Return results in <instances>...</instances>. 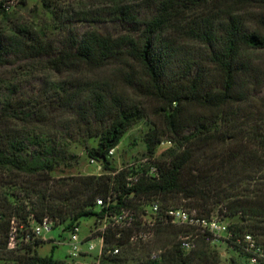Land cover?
Segmentation results:
<instances>
[{"label": "trees", "instance_id": "trees-1", "mask_svg": "<svg viewBox=\"0 0 264 264\" xmlns=\"http://www.w3.org/2000/svg\"><path fill=\"white\" fill-rule=\"evenodd\" d=\"M63 3L42 0L43 25L0 27V69L34 62L50 71L33 94L0 78V264H68L39 254L37 224L48 218L71 232L95 218L98 229L123 212L136 222L121 237L108 229L86 238H104L100 264H223L222 247L229 264H249L236 240L264 238V0ZM10 12L0 10L3 22ZM105 15L118 34L75 27ZM142 121L144 159L118 168L110 152ZM78 137L95 143L86 152L103 173L56 178L77 159ZM157 203L161 213L217 216L235 237L212 244L199 234L187 251L179 237L194 230L166 225L144 241ZM158 249L162 259L151 261Z\"/></svg>", "mask_w": 264, "mask_h": 264}, {"label": "rangeland", "instance_id": "rangeland-1", "mask_svg": "<svg viewBox=\"0 0 264 264\" xmlns=\"http://www.w3.org/2000/svg\"><path fill=\"white\" fill-rule=\"evenodd\" d=\"M24 1V4H20ZM65 4L76 5L78 0H62ZM80 1V0H79ZM83 1V0H82ZM12 5V10L9 14V19L3 22L0 17V27L7 28L15 24L25 23L40 26L49 18V13L43 7L42 0H8ZM62 4V5H63ZM108 11L107 9L105 10ZM253 12L258 14L260 10L253 9ZM79 33L85 32L92 27L101 30L104 33L118 34L120 27L112 21L108 15L102 18H96L94 22H79L75 25ZM50 71L46 70L44 63L36 64L34 62L18 63L7 68L0 69V78L6 81H14L20 85L24 93L33 94L38 91L42 85V79ZM1 86V85H0ZM0 93H3L0 91ZM149 129L145 121L140 122L134 126L129 133L122 139L118 149L113 156L114 164L118 168H122L127 164H131L136 160H143L147 151L144 143V136ZM79 142L72 146L71 152L77 156L72 167H63L54 173L56 178L71 177L77 175H98L101 173L99 166L91 164L86 146H93L95 143H85L83 138L78 137ZM166 146H163L158 151V155L162 154ZM95 218H83L80 222V238L85 240L91 236V231L95 229ZM46 243L39 248V254L43 257L53 256L54 259L60 261H67L70 253V232H63L62 228L53 229L51 232L45 234ZM50 241L60 242L59 245H54ZM93 243L97 249L92 253L90 260H95L100 253V240H94ZM83 250H87V245L84 244ZM222 251L223 264H229L231 254L226 251L225 247L220 249ZM243 264H248L243 262Z\"/></svg>", "mask_w": 264, "mask_h": 264}, {"label": "built area", "instance_id": "built-area-1", "mask_svg": "<svg viewBox=\"0 0 264 264\" xmlns=\"http://www.w3.org/2000/svg\"><path fill=\"white\" fill-rule=\"evenodd\" d=\"M0 10L11 11L12 5L8 0H0ZM116 150L110 152L111 156L115 155ZM91 164L99 166L101 175L103 168L99 163L91 161ZM99 205H102V201H98ZM153 217H147L143 220V229L139 234L144 241H150L155 237L157 228L160 226L171 225L175 227H188L194 231L183 234L179 237L181 247L184 250L191 251L196 247V240L199 234L203 235L207 241L212 244H217L221 239H231L235 236L230 232L229 224L226 221L219 219L217 216L212 218H206L201 216L195 210H189L185 208H169L161 213L160 205L157 203L152 208ZM136 219L133 213L123 212L121 215L115 217L112 223L104 224L98 229L91 231V236L96 232L105 233L108 229L118 230L117 236L121 237L124 232L129 231L135 225ZM53 230V223L50 219L46 218L41 223L37 224L33 228V235L35 238L42 239L46 242L45 234ZM17 235V229H14L11 234V247L15 246V238ZM90 236V237H91ZM29 238V237H28ZM100 240V253L93 261L90 260L92 253L97 249V246L93 243L94 240ZM134 239V238H133ZM51 242V241H50ZM54 245L61 244L60 242L52 241ZM70 245V253L68 257V264H100L101 256L104 246V238H94L90 241H83L80 238V226L75 227L70 232V239L68 241ZM87 245V250H83V245ZM236 244L239 247V251L248 255L249 264H264V238H260L253 234L240 235L236 240ZM119 249L114 250V255L119 254ZM164 251L161 249L152 250L149 254L151 261H160L162 259Z\"/></svg>", "mask_w": 264, "mask_h": 264}]
</instances>
